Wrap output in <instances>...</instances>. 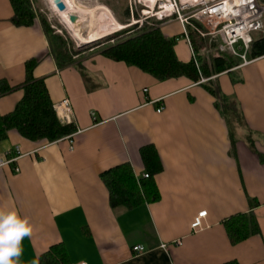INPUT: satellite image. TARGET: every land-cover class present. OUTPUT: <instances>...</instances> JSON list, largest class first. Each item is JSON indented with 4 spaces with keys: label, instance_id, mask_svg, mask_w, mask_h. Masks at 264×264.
<instances>
[{
    "label": "crops",
    "instance_id": "obj_1",
    "mask_svg": "<svg viewBox=\"0 0 264 264\" xmlns=\"http://www.w3.org/2000/svg\"><path fill=\"white\" fill-rule=\"evenodd\" d=\"M14 14L11 0H0V81L22 85L26 63L38 59L34 77L44 80L54 106L71 101L79 131L73 148L66 137L36 142L17 130L0 141V158L16 146L23 153L0 167V206L16 208L35 226L20 264H39L58 243L69 264H264V162L258 155L264 154V55L197 82L159 81L97 51L60 67L39 19L17 26ZM160 28L176 38L181 61L197 60L177 20ZM207 83L236 101L242 123L232 127ZM22 96L18 88L0 91V114L13 111ZM146 145L157 148L163 163L154 176L159 198L113 208L101 173L129 162L142 178ZM251 209L260 233L232 244L223 221ZM204 210V227L193 231V219ZM137 245L145 251H134Z\"/></svg>",
    "mask_w": 264,
    "mask_h": 264
},
{
    "label": "trees",
    "instance_id": "obj_2",
    "mask_svg": "<svg viewBox=\"0 0 264 264\" xmlns=\"http://www.w3.org/2000/svg\"><path fill=\"white\" fill-rule=\"evenodd\" d=\"M263 1V0H261ZM15 14L12 21L15 25H31L36 19V12L32 0H11ZM264 2V1H263ZM129 10L124 9V16ZM40 23L49 41L50 50L60 67L73 64L76 56L81 52L75 51L72 42L54 32L45 17ZM135 24L124 28L107 38H101L95 45L97 51L104 56L124 61L152 75L159 81L172 78L187 77L194 82L200 80L201 75L211 77L224 71H229L239 65L240 58L228 53H222L210 45L208 38H201L191 32V39L196 51L199 67L195 60L181 61L175 51L176 38L163 34L160 23L152 26ZM264 55V31L253 34L248 52L250 59ZM38 59H31L26 63V80L22 85L12 87L6 80L0 81L1 93L7 94L14 89H22V99L14 110L0 114V141L7 139L11 130H17L23 137L36 142H55L76 132V126L63 123L57 116L54 103L43 79L34 77L33 71ZM211 81V80H210ZM212 94H219L220 89L214 83L205 84ZM217 106L221 107L231 117V124L241 122V113L236 101L229 96L219 94ZM242 123V122H241ZM264 162V154L259 153ZM141 157L149 177H137L129 162L111 167L101 173V179L107 186L110 204L113 208H134L147 200L159 198L154 176L163 170V163L154 145L141 148ZM258 203H255V206ZM254 206V205H253ZM254 206V207H255ZM253 207V208H254ZM224 226L232 244H238L247 238L260 233V225L253 209L234 214L224 221ZM39 264H69V257L63 243H58L39 256ZM225 264H238L230 261Z\"/></svg>",
    "mask_w": 264,
    "mask_h": 264
},
{
    "label": "built area",
    "instance_id": "obj_3",
    "mask_svg": "<svg viewBox=\"0 0 264 264\" xmlns=\"http://www.w3.org/2000/svg\"><path fill=\"white\" fill-rule=\"evenodd\" d=\"M51 5L56 10L54 1ZM129 8L131 11L140 9L143 19H155V23L177 20L182 26V37L188 42L194 56L191 32L201 38H208L209 44L214 45L217 51L240 58L242 65L239 66L250 62L248 52L253 34L264 31V2L261 0H129ZM143 19H134L133 23L128 25H141ZM128 25L125 27H129ZM195 62L199 67L197 60ZM201 81L205 82L207 79L202 78ZM144 92H147V89H144ZM163 109L164 106L161 105L157 111L161 112ZM55 110L63 123L76 125L73 106L68 98L55 105ZM78 133L77 129L66 137L72 148ZM22 155L20 147L16 146L15 153L0 158V167L15 164ZM15 170L19 171V168L15 167ZM143 177L147 178L149 175L145 173ZM206 215L207 211L204 210L195 216L191 223L193 231L204 227ZM176 244L181 245L182 241H177ZM161 247L167 249L169 245L162 244ZM133 249L145 251L142 245H137Z\"/></svg>",
    "mask_w": 264,
    "mask_h": 264
},
{
    "label": "rangeland",
    "instance_id": "obj_4",
    "mask_svg": "<svg viewBox=\"0 0 264 264\" xmlns=\"http://www.w3.org/2000/svg\"><path fill=\"white\" fill-rule=\"evenodd\" d=\"M73 1L77 2L80 5V7H84L82 9L86 10L90 14H86V12H82L80 14V12H77L76 9H72L70 5L68 9L72 11L71 12L72 14H79V16L83 19V21H85L87 17L88 18L87 21H89L88 23L91 26V29H94V27H96V23H95L96 20L102 19L103 16L101 17V15L104 14V11H102L101 9L103 7H106L110 11L114 19L118 21L122 26L123 25L127 26L128 24H132L134 19L135 20H137L138 18L143 19L140 9L134 11L130 10L129 0H73ZM32 6L37 14L36 17L39 19V21L41 17H45L51 29H53L55 33L63 36L65 39L67 38L68 40H70V42H72L71 43L72 46L74 47L73 49L77 52H81L82 54L87 55L89 52H93L92 50L95 48L97 50L99 45L97 46L95 44L98 41L102 40L101 38H107L112 35L111 34L105 37H100V39H95L93 41L91 40L90 42L85 43L81 39L76 37L73 34V31L62 21L61 14L52 7L49 0H32ZM125 8L129 10V14H130L129 23L127 21L129 17L124 16L123 9ZM87 9H92V13ZM155 22H156L155 19H143V22H141L139 28L145 25L152 26ZM128 26H132V25H128ZM124 28H128V27H124ZM182 39L186 40L185 38ZM175 45L177 47V44Z\"/></svg>",
    "mask_w": 264,
    "mask_h": 264
},
{
    "label": "clouds",
    "instance_id": "obj_5",
    "mask_svg": "<svg viewBox=\"0 0 264 264\" xmlns=\"http://www.w3.org/2000/svg\"><path fill=\"white\" fill-rule=\"evenodd\" d=\"M34 230L30 217L22 216L16 208L0 206V264H20L23 242Z\"/></svg>",
    "mask_w": 264,
    "mask_h": 264
},
{
    "label": "bare ground",
    "instance_id": "obj_6",
    "mask_svg": "<svg viewBox=\"0 0 264 264\" xmlns=\"http://www.w3.org/2000/svg\"><path fill=\"white\" fill-rule=\"evenodd\" d=\"M52 1L53 0H49L50 4ZM64 2L67 4V10L64 12L59 11L58 8H56V10L61 14L62 21L73 31V34L85 43L90 42L91 40L93 41L95 39H100V37L111 35L125 27L114 19L106 7L101 9L104 11V14L101 15V17H103L100 20H96V27H94V29H91V26L88 23L89 21H87L88 18L86 17L85 21H83L79 14H76L78 16L77 21L73 22L71 20L72 11L68 9L69 5L72 7V9H76L77 12H80V14L82 12H86V14L90 13H88L86 10H83L82 8L84 7H80V5L73 0H64ZM87 10L92 13V9Z\"/></svg>",
    "mask_w": 264,
    "mask_h": 264
},
{
    "label": "water",
    "instance_id": "obj_7",
    "mask_svg": "<svg viewBox=\"0 0 264 264\" xmlns=\"http://www.w3.org/2000/svg\"><path fill=\"white\" fill-rule=\"evenodd\" d=\"M53 1L55 2V4H56V6H57L59 11L64 12V11L67 10V5H66V3L63 0H53ZM77 17L78 16L76 14H72L71 15V20L73 22H76L77 21Z\"/></svg>",
    "mask_w": 264,
    "mask_h": 264
}]
</instances>
